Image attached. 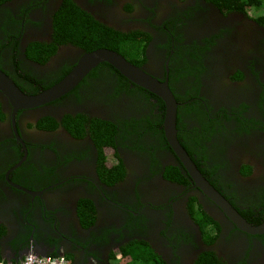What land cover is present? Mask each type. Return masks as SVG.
Masks as SVG:
<instances>
[{"label": "flooded vegetation", "instance_id": "obj_1", "mask_svg": "<svg viewBox=\"0 0 264 264\" xmlns=\"http://www.w3.org/2000/svg\"><path fill=\"white\" fill-rule=\"evenodd\" d=\"M74 7L102 30L70 28L60 14ZM119 33L122 52L103 42ZM100 48L168 83L182 147L242 218L263 224L264 10L238 0L0 2V69L25 94ZM165 108L106 61L37 107L16 109L0 89V258L113 264L134 245L166 264H264V232L192 179Z\"/></svg>", "mask_w": 264, "mask_h": 264}, {"label": "water", "instance_id": "obj_2", "mask_svg": "<svg viewBox=\"0 0 264 264\" xmlns=\"http://www.w3.org/2000/svg\"><path fill=\"white\" fill-rule=\"evenodd\" d=\"M104 61L113 64L125 76L154 92L164 100L166 106L164 126L167 137L192 179L205 191L207 195L222 205L227 210L229 215H231L242 227L252 233H263L264 223L255 226L242 218V216L236 212V210L228 203V201L206 180V178L190 158L189 154L180 144L177 138L176 127L178 102L168 83L160 82L159 80L146 74L141 68L129 62L118 52L108 48H100L86 53L77 68H75V70L64 80L36 95H28L23 93L14 83V81L0 69V89L4 91V94L8 98L11 99V102L16 109L37 107L52 102L55 99L63 96L70 89H72L93 67Z\"/></svg>", "mask_w": 264, "mask_h": 264}, {"label": "trees", "instance_id": "obj_3", "mask_svg": "<svg viewBox=\"0 0 264 264\" xmlns=\"http://www.w3.org/2000/svg\"><path fill=\"white\" fill-rule=\"evenodd\" d=\"M5 0H0V2ZM239 2H245L249 4H253L255 6L260 7L261 3H263V0H238ZM70 11V10H69ZM63 18H65L67 21L66 23L71 26L70 28L77 27V30L79 32V35L85 33L86 35H93L91 33V30L96 34V31L102 30V27L98 25H92V21H88V17L83 14L81 10H78L77 7H74L72 10V13L70 12H61L60 14ZM83 21H87L88 23H85ZM98 30V31H99ZM119 37L115 38V41H103L104 38L99 37V40L103 41L105 44H108L111 48L120 49L119 51L122 52V44L117 43V41L120 37H122L121 33H119ZM85 37V35H83ZM100 41V42H101ZM107 42V43H106ZM124 48V47H123ZM147 248H149L147 246ZM144 247H135L132 245L131 247L127 248L125 251H123L122 257L116 258L113 264H166L154 251L150 249H147ZM204 258V257H203ZM197 264H215L213 263L212 259L207 257L204 260H200Z\"/></svg>", "mask_w": 264, "mask_h": 264}, {"label": "built area", "instance_id": "obj_4", "mask_svg": "<svg viewBox=\"0 0 264 264\" xmlns=\"http://www.w3.org/2000/svg\"><path fill=\"white\" fill-rule=\"evenodd\" d=\"M30 254L31 258L29 259ZM62 260L68 262V259L65 256H44L29 253L21 259L13 261L0 258V264H61Z\"/></svg>", "mask_w": 264, "mask_h": 264}, {"label": "clouds", "instance_id": "obj_5", "mask_svg": "<svg viewBox=\"0 0 264 264\" xmlns=\"http://www.w3.org/2000/svg\"><path fill=\"white\" fill-rule=\"evenodd\" d=\"M31 258V254L29 255V259ZM61 264H70V262H66L64 260L61 261Z\"/></svg>", "mask_w": 264, "mask_h": 264}, {"label": "rangeland", "instance_id": "obj_6", "mask_svg": "<svg viewBox=\"0 0 264 264\" xmlns=\"http://www.w3.org/2000/svg\"><path fill=\"white\" fill-rule=\"evenodd\" d=\"M260 8H261L262 10H264V0H263V3H261Z\"/></svg>", "mask_w": 264, "mask_h": 264}]
</instances>
